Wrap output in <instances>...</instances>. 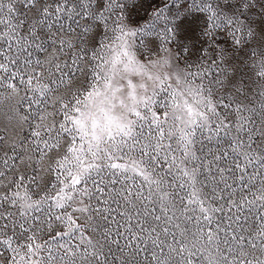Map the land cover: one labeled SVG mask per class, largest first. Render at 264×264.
Segmentation results:
<instances>
[{"label": "snow or ice", "instance_id": "snow-or-ice-1", "mask_svg": "<svg viewBox=\"0 0 264 264\" xmlns=\"http://www.w3.org/2000/svg\"><path fill=\"white\" fill-rule=\"evenodd\" d=\"M175 6V17L167 4L154 9L137 32L112 19L117 0H63L54 9L48 0H0V105L32 129L27 147L0 136V264H264V120L243 115L252 109L242 103L233 116L221 111L230 104L203 85L207 72L150 71L169 64L168 54L176 61L160 49L183 12L207 18L208 71L223 61L220 37L246 44L245 24L215 0ZM62 17L83 31L70 37ZM246 35L254 36L249 27ZM137 37L155 59H137ZM36 157L40 171L29 179Z\"/></svg>", "mask_w": 264, "mask_h": 264}, {"label": "rangeland", "instance_id": "rangeland-1", "mask_svg": "<svg viewBox=\"0 0 264 264\" xmlns=\"http://www.w3.org/2000/svg\"><path fill=\"white\" fill-rule=\"evenodd\" d=\"M48 2L54 9L60 6L63 0H48ZM178 2L183 4L185 0H178ZM215 2L225 14L238 16L244 22L245 39L247 40L245 45L235 47L232 45L231 41L225 42L224 38L220 37V46L225 50L223 61L219 62L217 66H213L211 71H208V61L205 60L201 54L208 44V39L205 35L207 30V18L203 13L187 11L183 12L176 23L175 39L163 45L160 49V54L162 56L167 55V53L163 51L164 48H167L176 57L175 62L179 64L180 68L185 71L190 70L191 72H207L206 78L203 80V85L208 87L215 100L222 99L229 102L231 110H221L225 111V114L233 116L237 104L242 103L246 104L249 109H252L251 112H244L243 115L253 116L257 121L264 120V113L261 112V106L264 104V96L260 95L264 92V87L261 86L259 77L255 75L254 72L261 59L259 53L264 51V0H215ZM117 3L120 5V9L115 10L112 19L122 21L123 25H127L129 29L137 32L141 31V28L146 29L149 27L152 23L150 19L152 15L151 12L156 8L163 7L167 4L169 15L173 17L180 11V9L175 6L177 0H171V2H169V0H117ZM76 19L79 20L80 25L85 23L80 17ZM60 23H63L64 31L68 32L70 37L78 36L83 31L81 27L67 18L62 17ZM88 23H91V21H88ZM109 23L110 28L115 29L117 27V25L112 24L111 21ZM157 23H163V21ZM58 27L59 23L55 24L53 30ZM248 27L254 33L252 38L246 35ZM69 29H71V31H69ZM114 34L116 36L120 35L118 31ZM109 35H113V32L110 31ZM138 41V37L133 38V47L131 49L136 54L137 58H142V62H144L148 60L149 55H151V57L155 59L156 53H149V49L143 47ZM76 42L79 43V41ZM72 51L73 50H66L64 54L65 58L69 57ZM254 52L256 53L255 56L252 55ZM201 65L204 67L201 68ZM217 79L222 83H218ZM196 82H200L199 78H197ZM21 94L23 95V92H21ZM5 95L6 93L4 90L0 89V98ZM22 111L28 114L26 104L23 106ZM35 111V108L31 110V115L33 117ZM7 113V102H5L4 105H0V136L4 137L7 142H11L13 139L23 140L25 147H27L32 143L30 136L32 129H30L27 124H25L22 129L16 121H9ZM31 123H36V120L33 118ZM205 135H207V133H205ZM197 136L198 139H202L199 133ZM204 143L207 144V141L205 140ZM219 146L221 145H209L213 151ZM199 147L200 144L197 143L196 148L198 149ZM205 150L207 151V149ZM17 153L22 154V150L17 148ZM197 154L200 155L199 152H197ZM3 155L4 153L0 152V157ZM9 155H16V153H9ZM176 155H180V153H176ZM37 161L38 157L34 158L33 164L27 169L29 179L40 171V164ZM21 167V162L17 160L16 169L19 174H23L20 172ZM3 170V163H0V171ZM12 178V175L9 174L8 180ZM25 186H27V184ZM32 187L33 192L39 191L35 185ZM21 192H23V189H21ZM43 195L44 193H41V196ZM33 198L36 199L37 197L34 196ZM2 210L3 209H0V211ZM10 210L15 211L14 208H10ZM177 214L179 215V213ZM181 224L183 226V221H181ZM192 231H195L194 227ZM8 254L14 255L10 252Z\"/></svg>", "mask_w": 264, "mask_h": 264}, {"label": "clouds", "instance_id": "clouds-1", "mask_svg": "<svg viewBox=\"0 0 264 264\" xmlns=\"http://www.w3.org/2000/svg\"><path fill=\"white\" fill-rule=\"evenodd\" d=\"M106 55L108 57H110L111 56V52H106ZM166 58L169 59V64H163V61H161V63L156 68L150 69L152 74L154 76L156 74L164 76L166 73H170V74H172L173 78H175L176 76H182L183 75V70L180 67L175 65V61H174V59H172L171 54H168ZM189 87H190L189 85L184 84L183 82H181L179 84V88L182 89L184 92H187ZM177 98L180 101V109H178V111H182L183 108H184V103H185L186 97L181 95L180 91H178L177 92ZM127 103L129 104V107L132 106L131 101H127ZM30 203H31L30 201L27 202V203L22 201L21 202L22 209L25 210V211H30L31 210L30 207H29Z\"/></svg>", "mask_w": 264, "mask_h": 264}]
</instances>
